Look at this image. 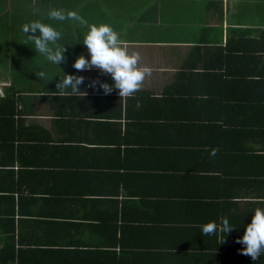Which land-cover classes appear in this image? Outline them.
<instances>
[{"label":"crops","instance_id":"crops-1","mask_svg":"<svg viewBox=\"0 0 264 264\" xmlns=\"http://www.w3.org/2000/svg\"><path fill=\"white\" fill-rule=\"evenodd\" d=\"M51 9L75 12L88 24L111 25L130 50L140 52V66L151 69L139 90L129 97H120L115 88L105 93L100 83L111 85L110 75L95 67L75 69V58L89 55L82 44L87 26L74 18H50ZM36 20L61 33L58 43L65 52L58 65L35 52L29 35L38 32L23 31ZM222 53H231L233 59L225 62L224 55L219 58ZM209 67L215 72L209 82L204 76H182ZM41 71L42 79L36 75ZM63 73L82 76V92L56 89ZM206 83L216 95L229 98H254L255 88L256 97L264 100V0H0V102L8 94L15 101L13 122L0 125V163L11 165L0 167V195L5 197L0 213L6 218L2 223L0 217V224H14L17 239L36 248L82 246L107 253L113 241L125 245L121 255L135 246L143 250L147 237H120L121 224L137 223L131 216L125 221L116 215L124 203L129 210L140 208L142 194H122L112 186L121 162L107 157L105 150L117 144L137 147L145 130L143 107L145 113L152 106L150 114L157 115L180 85L195 84L201 90ZM179 91L183 96L192 88ZM244 141L260 155L237 162V177L254 182L252 191L238 187V195L233 194L229 214L242 216V224L255 208L264 207V140L257 136ZM154 204L149 200L141 213ZM111 224H118L117 239L109 238ZM222 229L218 225L219 239ZM3 243L0 235V247ZM107 256L101 253L100 263L108 264Z\"/></svg>","mask_w":264,"mask_h":264},{"label":"trees","instance_id":"trees-1","mask_svg":"<svg viewBox=\"0 0 264 264\" xmlns=\"http://www.w3.org/2000/svg\"><path fill=\"white\" fill-rule=\"evenodd\" d=\"M221 55L219 58L224 55L225 62L233 59L231 53ZM214 73L209 67L184 72L182 76H204L209 82ZM180 88H192V92L182 96ZM213 88L210 83L201 90L195 84L180 85L170 92L169 101H163L165 107L157 115L150 114L152 106L145 113L142 108L140 121L145 130L137 147L132 146L134 143L122 149L117 144V148L105 150L107 157L121 162L117 173L114 172L112 186L121 188L122 194L131 191L142 194L138 201L140 208L129 210L130 205L124 203L121 214L116 215L125 221L131 216L130 221L137 223L121 224L120 237L123 241L147 237L143 250L135 246L133 252L122 254L120 262L118 257L124 253L125 245L118 246L113 241L107 253L83 250L82 246L71 250L36 248L17 239L14 224H0V235L4 237L0 264H102L101 253L109 255L108 264H264V254L253 261L241 253L244 246L236 241L244 231L242 216L229 214L235 202L233 194L238 195L235 190L254 188V182L247 183L237 177V162L260 155L250 151L244 139L258 136L264 140V100L256 97L255 88L256 96L250 99H245L243 94L235 98L216 95ZM13 102L9 94L1 99L0 125L13 122ZM150 160L156 163L145 164ZM134 161L138 163L133 165ZM4 166L11 167L0 163V167L5 169ZM3 198L0 195V200ZM149 200L155 203L154 207L141 213ZM246 218V223L250 222L251 217ZM224 219L234 228L228 233L222 229L219 239L218 225L223 226ZM2 220L5 223L6 218ZM210 222H215L216 230L204 234L202 227ZM117 225L111 224L113 235L110 233L109 238L117 239ZM149 241L154 242L149 244ZM117 247H121L120 252L116 251Z\"/></svg>","mask_w":264,"mask_h":264},{"label":"clouds","instance_id":"clouds-1","mask_svg":"<svg viewBox=\"0 0 264 264\" xmlns=\"http://www.w3.org/2000/svg\"><path fill=\"white\" fill-rule=\"evenodd\" d=\"M48 15L57 20L78 19L81 24L87 26L82 44L86 47L89 55L87 58L83 54L78 55L73 63L75 69L90 70L95 67L102 74L110 75L111 85L100 83V87L105 93H109L115 88L120 97H129L139 90L142 81L151 69L140 66V52L135 49L130 50L127 41L121 39L120 34L111 25L107 23L88 24L77 13L71 11L65 14L61 10L51 9ZM23 31L39 33V35H29L34 43L36 53L56 65L62 61L65 47L64 44L61 46L58 43L61 40V33L52 25L36 20L24 25ZM36 75L42 79L45 73L41 71ZM83 79L79 75L63 73V78H60L56 89L58 88L61 92L70 90L73 94L82 92L78 86L83 83ZM222 224L226 233L234 228L227 219H224ZM243 228V235L238 237L236 242L244 246L240 249L241 253L250 256L255 261L264 254V207L255 208L250 222L244 224ZM215 230V222H210L202 227L204 234L212 233Z\"/></svg>","mask_w":264,"mask_h":264}]
</instances>
